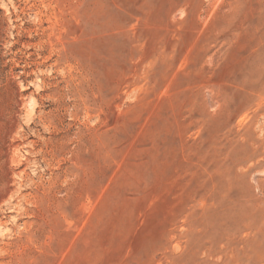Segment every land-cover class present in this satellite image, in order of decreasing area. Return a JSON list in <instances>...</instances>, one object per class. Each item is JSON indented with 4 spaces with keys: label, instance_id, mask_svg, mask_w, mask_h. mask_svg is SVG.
I'll return each mask as SVG.
<instances>
[{
    "label": "rangeland",
    "instance_id": "1",
    "mask_svg": "<svg viewBox=\"0 0 264 264\" xmlns=\"http://www.w3.org/2000/svg\"><path fill=\"white\" fill-rule=\"evenodd\" d=\"M0 264H264V0H0Z\"/></svg>",
    "mask_w": 264,
    "mask_h": 264
}]
</instances>
